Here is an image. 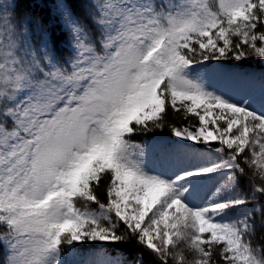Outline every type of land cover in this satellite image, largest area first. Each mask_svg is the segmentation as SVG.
<instances>
[{
    "label": "snow or ice",
    "instance_id": "obj_1",
    "mask_svg": "<svg viewBox=\"0 0 264 264\" xmlns=\"http://www.w3.org/2000/svg\"><path fill=\"white\" fill-rule=\"evenodd\" d=\"M57 5L71 60L46 39L32 48L16 4L0 0L7 264H264L256 220L232 216L250 202L237 193L242 165L262 181L251 199L264 196V110L209 82H251L222 65L264 58V0H88L84 21L64 0ZM169 111L198 124L170 123ZM165 129L167 140L150 135ZM150 153L172 166L171 175L148 168ZM216 176L224 182L194 203L199 185ZM77 201L86 202L83 210ZM131 242L141 249L132 259L105 247ZM85 245L92 250L82 253Z\"/></svg>",
    "mask_w": 264,
    "mask_h": 264
},
{
    "label": "trees",
    "instance_id": "obj_2",
    "mask_svg": "<svg viewBox=\"0 0 264 264\" xmlns=\"http://www.w3.org/2000/svg\"><path fill=\"white\" fill-rule=\"evenodd\" d=\"M54 0H6L7 3H15V17L23 22L24 34L28 36L29 44L34 49H39L40 45L46 39L49 46L54 48L57 57L61 60H71L74 57V46L71 35L68 33L66 28L62 25L60 17L57 13L52 11L51 3ZM72 7L73 13L79 17L82 21L86 20L87 13L89 12L88 0H64ZM0 9V13H2ZM38 55H42L41 52L37 51ZM263 58L250 57L242 61H227L223 62L225 66H235L240 67L245 71H251L257 78L259 85H261V77H264V64L261 63ZM255 109V108H254ZM257 112L261 110L255 109ZM167 120L170 123H174L177 126L181 125H197L198 120L196 117H191L188 120L183 119V113H174L169 111L167 113ZM154 135L157 140H167L170 138V133L167 129L162 132H158ZM134 142H149L147 137L136 136L134 137ZM191 143V142H188ZM218 146L215 142L212 144V148ZM194 151L204 152L210 158H217L218 155L214 150H209L204 148V146H197L193 148ZM150 155L160 156L157 153H150ZM245 175L240 177V182L237 185V193L241 195H247L250 202L232 213V216H242L244 214H249L253 219L256 220V234L254 237V244L264 248V196L256 194V199H251L253 188L255 185L262 183L259 177H253L252 170L246 165ZM100 199L105 200L104 187L99 189ZM222 195H227V193H222ZM84 201H77V207L81 210L85 207ZM90 209H95L96 206L93 204H88ZM108 252L116 253L128 259H132L137 252L141 249L135 244L131 243H119V244H105ZM86 252L85 250L81 251ZM11 254V249L7 244H0V264H7V259ZM186 256L189 260L192 259L191 253L186 252ZM144 259L146 261H151V257L145 253Z\"/></svg>",
    "mask_w": 264,
    "mask_h": 264
},
{
    "label": "rangeland",
    "instance_id": "obj_3",
    "mask_svg": "<svg viewBox=\"0 0 264 264\" xmlns=\"http://www.w3.org/2000/svg\"><path fill=\"white\" fill-rule=\"evenodd\" d=\"M51 9L55 13L59 14L60 21L62 25L64 26L62 19H61V13L58 9L57 0H54L51 3ZM261 63L264 64V58L261 61ZM223 70L225 72H230V73L249 74L251 78V82L248 84L241 85V84H237L234 82H228L222 79L212 77L210 78L209 82L214 88L224 91L228 93L229 95L234 96L236 98H239L240 96H247L249 100L251 101L252 108L259 109L261 111L264 110V91H262L261 85H259L258 80H256V77L254 76V74L244 72L242 69L236 68V67L223 66ZM145 160H146V164L148 168L156 172H165L171 175L172 171H174L172 166L168 162H166L161 156L155 157L152 155H147L145 157ZM223 182L224 181L220 176H216L210 180H205L201 185H199L197 199L194 201V203H204L205 197H211V194L215 191V188L218 187ZM82 250H85L88 252L92 249L89 245H85L84 248L81 249V251ZM65 251H67V246H65ZM112 255L115 256L119 254L114 253ZM65 258L68 261H72L73 259V257L71 256H66Z\"/></svg>",
    "mask_w": 264,
    "mask_h": 264
},
{
    "label": "bare ground",
    "instance_id": "obj_4",
    "mask_svg": "<svg viewBox=\"0 0 264 264\" xmlns=\"http://www.w3.org/2000/svg\"><path fill=\"white\" fill-rule=\"evenodd\" d=\"M246 72H248V73H252L251 71H246ZM253 74V73H252ZM255 76V75H254ZM256 77V76H255ZM256 80H257V78H256Z\"/></svg>",
    "mask_w": 264,
    "mask_h": 264
}]
</instances>
